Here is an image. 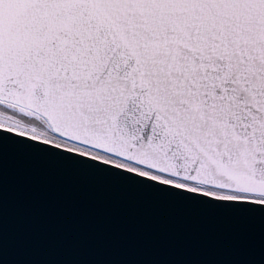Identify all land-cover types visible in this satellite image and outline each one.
I'll list each match as a JSON object with an SVG mask.
<instances>
[{
	"label": "snow or ice",
	"instance_id": "1",
	"mask_svg": "<svg viewBox=\"0 0 264 264\" xmlns=\"http://www.w3.org/2000/svg\"><path fill=\"white\" fill-rule=\"evenodd\" d=\"M264 211V0H0V140Z\"/></svg>",
	"mask_w": 264,
	"mask_h": 264
},
{
	"label": "water",
	"instance_id": "2",
	"mask_svg": "<svg viewBox=\"0 0 264 264\" xmlns=\"http://www.w3.org/2000/svg\"><path fill=\"white\" fill-rule=\"evenodd\" d=\"M0 264H264V211L0 140Z\"/></svg>",
	"mask_w": 264,
	"mask_h": 264
}]
</instances>
